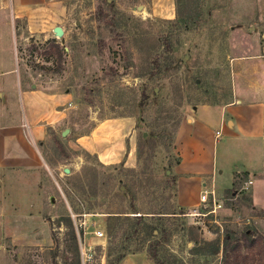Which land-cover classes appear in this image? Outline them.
<instances>
[{"label":"rangeland","instance_id":"rangeland-1","mask_svg":"<svg viewBox=\"0 0 264 264\" xmlns=\"http://www.w3.org/2000/svg\"><path fill=\"white\" fill-rule=\"evenodd\" d=\"M63 1V33L54 38L61 61L46 60L48 39L21 21L14 42L11 0L0 21V264H111L120 252L148 258L130 219H107L129 208L130 195L118 191L124 185L142 213L182 210L162 220L161 264H225L221 250L212 253L225 235L264 240V90L251 88L256 75L264 82V0ZM195 4L199 23L178 29L177 9ZM142 89L146 124L138 119ZM197 108L216 141L199 151L210 173L191 185L175 173L174 188L166 164L176 170L175 137ZM233 110L260 137L233 136L244 126L228 121ZM18 123L28 144L14 150L1 140ZM179 188L193 205H181ZM203 190L220 200L216 212L205 214Z\"/></svg>","mask_w":264,"mask_h":264},{"label":"crops","instance_id":"crops-1","mask_svg":"<svg viewBox=\"0 0 264 264\" xmlns=\"http://www.w3.org/2000/svg\"><path fill=\"white\" fill-rule=\"evenodd\" d=\"M10 0H0V21L6 17V6ZM12 2V9L10 10V20L14 26L13 28V39L14 42L17 40L16 35V21L23 22V26H25V29L29 33H40L43 34V39H52L56 38V36L53 33V27L56 25L61 26L60 20L63 16L64 12V1L63 0H11ZM21 27V26H20ZM19 27V28H20ZM23 28V27H22ZM261 54L259 55V58H262L264 61V44L261 45ZM261 60V59H259ZM261 81V78L256 75V78L251 86L253 91L260 92L264 90V82H262V85L259 84ZM263 86V87H262ZM262 87V89L260 88ZM35 97V95H34ZM233 103V102H232ZM230 103V104H232ZM229 105V104H228ZM226 107V106H224ZM223 107V108H224ZM198 109H195L193 111V115L191 118V121L189 124H186L183 126L182 124L179 126L177 135L175 137V150L178 151V156L180 158L179 162L176 164V170L175 173L177 174V178L179 177V183L180 185H183L187 182L190 183L188 185H191V182L193 179H200L201 175L208 174L203 172L202 169L203 162L200 161L201 153L199 151H205L206 148L213 149L216 141L211 136L212 134H208L204 131H208V126L211 124L209 121L202 114L200 113V116L198 115ZM208 109V105H205L202 107L201 112H206ZM232 119H229V122L235 123V128H239L238 124H242V129L239 130V132H235L234 130L231 131L233 136H237L238 133H242V130H245L248 134L255 135V137H260V133H263V130H256L251 127L250 121H242L241 113L240 111L233 110L230 111ZM223 116V111L220 110V115L218 116L219 122L221 121L220 118ZM187 122H189V119H187ZM31 129L32 137L35 140L39 136V129L37 126H33L34 123L32 122ZM245 127V128H244ZM23 128L21 126V123H18L14 129L11 130L12 133H7L6 138H2L1 142L3 141H12L10 144V148H13L14 150L18 149L17 144L25 143L28 144L27 138L25 137V134L23 132ZM219 131V130H217ZM216 131V132H217ZM10 132V131H9ZM212 132V131H211ZM230 133V132H229ZM15 141V143L13 142ZM204 158V157H203ZM199 162H201L200 165ZM199 164V165H198ZM213 163L211 165V168H208L207 171H211L213 168ZM198 168H201L198 169ZM192 175L193 177L189 178ZM188 176V177H187ZM182 188V187H181ZM182 190L179 188L177 191V198L179 199V202H181L182 206L187 205H193L195 202V197H188L187 200L184 201L182 197ZM201 193V192H200ZM195 195V194H193ZM200 195V194H199ZM199 199V197H198ZM119 264H152L149 258L143 255L141 252H135L133 254H128L124 256Z\"/></svg>","mask_w":264,"mask_h":264},{"label":"trees","instance_id":"trees-1","mask_svg":"<svg viewBox=\"0 0 264 264\" xmlns=\"http://www.w3.org/2000/svg\"><path fill=\"white\" fill-rule=\"evenodd\" d=\"M177 17L175 19V25L178 29L180 28H188L190 25H197L200 20L201 11L199 5L195 4L191 6V8L187 9H177L176 13ZM165 51L169 53H173L174 47L171 45V42L165 38ZM45 46L47 50H43L41 53L45 55V59L48 60L50 56H55L57 61H61V58L65 52L64 47L60 45V43L56 42L54 38L48 39L45 41ZM155 64H157L156 58H154ZM43 67V66H42ZM44 68V67H43ZM153 74V73H152ZM152 77V76H151ZM152 91H154L152 89ZM148 96L146 89L141 90V101L139 102V109L141 111V116L138 118L140 121L144 122L142 114L147 110L149 105ZM165 133V131H162ZM173 134L169 137V144L173 142ZM169 151L171 148L169 146ZM126 154V153H125ZM180 160L179 157L176 158V163ZM166 167L173 172L168 179V184H172L175 188L176 181L171 183L172 180H175V172L172 169L171 162L166 164ZM165 177H167L166 173L164 172ZM161 180V179H160ZM125 188L122 190L118 188L120 193L129 194L131 199L129 202V208L125 211H117L114 213L108 212V220H115L119 222L121 219H130L129 220V227L131 228V233L133 235H141L140 240L142 241V245H145L146 254L152 264H161V259L158 255V250L162 243L166 240L167 230L165 228L164 223L162 220L164 216H174L176 217L177 214L182 213V210H175L177 207H173L170 211H147V212H140L135 207V199L132 196L130 189L128 186L124 185ZM175 190V189H174ZM124 214V215H122ZM131 214V215H130ZM169 214V215H163ZM117 225V224H116ZM162 231V238L155 237V231ZM139 238V237H138ZM204 247H201L203 250ZM110 250V244H109ZM221 250L223 254V262L225 264H264V240L261 237H256L254 239H249L245 232L243 240H235L230 235H225L222 242L216 241L214 247L212 249V253H218ZM108 251V250H107ZM124 253L120 252L114 258V262H118L121 258H123ZM111 263V264H113ZM110 264V263H109Z\"/></svg>","mask_w":264,"mask_h":264},{"label":"built area","instance_id":"built-area-1","mask_svg":"<svg viewBox=\"0 0 264 264\" xmlns=\"http://www.w3.org/2000/svg\"><path fill=\"white\" fill-rule=\"evenodd\" d=\"M216 134L218 135L219 131H217ZM199 201L209 206L208 210L206 211L207 213L205 214L216 212V210L221 207L220 200L217 199L216 195L214 194L212 190L201 191L199 195ZM96 235L101 236L102 232L98 231L96 232Z\"/></svg>","mask_w":264,"mask_h":264},{"label":"water","instance_id":"water-1","mask_svg":"<svg viewBox=\"0 0 264 264\" xmlns=\"http://www.w3.org/2000/svg\"><path fill=\"white\" fill-rule=\"evenodd\" d=\"M53 33H54L55 36H60V35H62L63 30H62L61 26H59V25L54 26V27H53ZM67 132H68V129H64V130L62 131V135H65ZM65 171L67 172L68 169L66 168Z\"/></svg>","mask_w":264,"mask_h":264}]
</instances>
